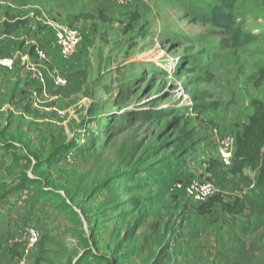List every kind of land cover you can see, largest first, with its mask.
Listing matches in <instances>:
<instances>
[{
	"label": "rangeland",
	"instance_id": "1",
	"mask_svg": "<svg viewBox=\"0 0 264 264\" xmlns=\"http://www.w3.org/2000/svg\"><path fill=\"white\" fill-rule=\"evenodd\" d=\"M217 4L0 0V264H238L264 236L227 208L264 166V144L239 157L264 107V0H238L233 31L202 18ZM194 180L215 192L189 197Z\"/></svg>",
	"mask_w": 264,
	"mask_h": 264
},
{
	"label": "trees",
	"instance_id": "2",
	"mask_svg": "<svg viewBox=\"0 0 264 264\" xmlns=\"http://www.w3.org/2000/svg\"><path fill=\"white\" fill-rule=\"evenodd\" d=\"M237 1L238 0H219L220 4L212 6L210 11L202 13V18L210 20L215 26L228 28L233 31L234 8ZM118 100L117 102L119 103ZM131 116H135L133 117L134 120ZM154 116H156V113L150 111L144 113L125 112L115 117V120L127 125L133 124L138 118L147 121ZM250 124L251 126L247 128L245 136L240 139L239 157L242 156L245 162L255 163L260 160V146L264 144V107H262L260 111H258V114L251 119ZM177 125L178 123H173V128ZM123 130L124 127L111 126L109 128V134L119 133ZM228 207L231 212L249 210L251 215H256L259 218L255 230L264 229V166L261 169L259 179L253 187L252 193L247 195L242 203L237 201L235 204H228L227 208ZM259 240L262 242L260 243ZM258 252H264V236L260 237L258 240L251 241L249 244L243 243L239 250L237 259L238 264H255L258 258Z\"/></svg>",
	"mask_w": 264,
	"mask_h": 264
},
{
	"label": "built area",
	"instance_id": "3",
	"mask_svg": "<svg viewBox=\"0 0 264 264\" xmlns=\"http://www.w3.org/2000/svg\"><path fill=\"white\" fill-rule=\"evenodd\" d=\"M79 39L80 37L78 32L73 29H61L57 34V41L61 45L65 54H70L73 52L79 42ZM4 62L5 63L2 64H6L9 62V60L5 59ZM230 142V139H225L222 141L220 147V160L224 167H230L234 162V146ZM178 187L181 188L182 185H178ZM185 191L189 197L198 201H202L212 196V194L215 192V189L208 181L194 180L187 185Z\"/></svg>",
	"mask_w": 264,
	"mask_h": 264
}]
</instances>
